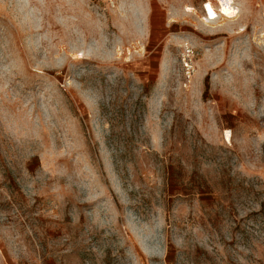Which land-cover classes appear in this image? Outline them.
I'll return each instance as SVG.
<instances>
[{"label":"rangeland","instance_id":"374dc122","mask_svg":"<svg viewBox=\"0 0 264 264\" xmlns=\"http://www.w3.org/2000/svg\"><path fill=\"white\" fill-rule=\"evenodd\" d=\"M0 264H264V0H0Z\"/></svg>","mask_w":264,"mask_h":264},{"label":"built area","instance_id":"2783aa9c","mask_svg":"<svg viewBox=\"0 0 264 264\" xmlns=\"http://www.w3.org/2000/svg\"><path fill=\"white\" fill-rule=\"evenodd\" d=\"M95 1L106 2L107 5H114V3H115L117 0H95ZM217 1H218V0H217ZM232 1H233V0H228V7H229V8H231ZM218 3H219V2H218Z\"/></svg>","mask_w":264,"mask_h":264}]
</instances>
